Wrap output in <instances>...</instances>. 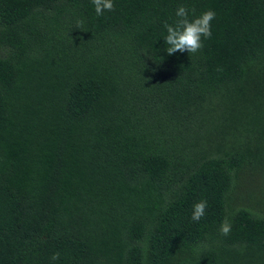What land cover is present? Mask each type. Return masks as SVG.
Returning <instances> with one entry per match:
<instances>
[{
  "label": "trees",
  "instance_id": "1",
  "mask_svg": "<svg viewBox=\"0 0 264 264\" xmlns=\"http://www.w3.org/2000/svg\"><path fill=\"white\" fill-rule=\"evenodd\" d=\"M113 2L0 0V264H264V0Z\"/></svg>",
  "mask_w": 264,
  "mask_h": 264
},
{
  "label": "clouds",
  "instance_id": "2",
  "mask_svg": "<svg viewBox=\"0 0 264 264\" xmlns=\"http://www.w3.org/2000/svg\"><path fill=\"white\" fill-rule=\"evenodd\" d=\"M94 5L95 12L98 16L103 15L105 11H114L113 0H91ZM175 15L177 19L172 24L165 22L166 36L164 37L166 52L172 55L176 52H185L188 54H196L203 48V40L212 36L211 22L215 19L216 13L212 9H207L199 15L195 14V10H189L186 6L181 5L176 9ZM222 71V69H217ZM207 208V201L201 200L193 205L191 219L199 221L204 215ZM231 231V224L227 218L220 225V232L227 236ZM60 258L59 253L53 254V261Z\"/></svg>",
  "mask_w": 264,
  "mask_h": 264
},
{
  "label": "rangeland",
  "instance_id": "3",
  "mask_svg": "<svg viewBox=\"0 0 264 264\" xmlns=\"http://www.w3.org/2000/svg\"><path fill=\"white\" fill-rule=\"evenodd\" d=\"M247 173H248V171L246 172V174H247ZM244 177H245V176H244ZM246 183H247V181H246ZM259 184H261L260 187H259V190H260V189L262 188V185H263V184H262V183L254 182V186H257V185H259Z\"/></svg>",
  "mask_w": 264,
  "mask_h": 264
}]
</instances>
